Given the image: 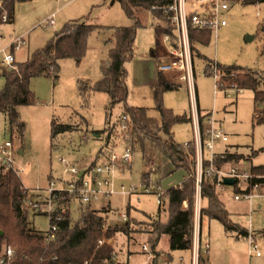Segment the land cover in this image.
<instances>
[{
	"label": "rangeland",
	"instance_id": "obj_1",
	"mask_svg": "<svg viewBox=\"0 0 264 264\" xmlns=\"http://www.w3.org/2000/svg\"><path fill=\"white\" fill-rule=\"evenodd\" d=\"M223 17L227 24L221 27L216 35L214 33L211 35L209 44L197 45L198 51L211 62L214 60L222 66L236 65L253 69L258 71L261 77L264 76V34L258 31L259 22L264 20V4L230 1L229 8L223 12ZM50 18H53L55 26L48 24ZM86 19L103 28L94 30L87 36L85 53L79 61L74 58L60 59L58 70L55 72L56 77L49 73L30 80L35 102L18 108L20 120L25 125L21 138L15 131H10L6 115L0 112V143L6 140L12 142L17 165L15 167L21 171L20 178L23 185L28 188L27 195L34 196L44 195L37 190L44 191L51 177H68L63 173L64 165L60 158L63 157L70 164L85 168L91 162L102 161L105 154L111 152L120 154L124 147L130 146L132 149L130 162L116 167L114 185L116 189L123 185L128 190H135L129 195L116 192L107 199L86 206L74 201L70 205L71 221L75 223L85 208L104 210L106 226L116 230L112 237L113 247L122 251L124 243L128 242L129 246L133 244L129 249L135 251L130 255L128 264H143L147 256L151 259L156 257L154 264H180L181 256L184 262L189 261L191 264V251L184 253L170 251L167 235H161L152 249L151 223L157 220L165 221L167 201L163 202L162 212L158 216L156 194L144 191L145 185L149 182L166 189L169 181L183 180L185 170L172 167L171 162L150 141H145L142 146L125 141L128 135L123 136L125 129H122L120 123L118 126L117 122L122 116L124 104L146 107L149 115L158 119L151 88L152 78L158 71V61L150 54L156 43L154 26L165 24L156 20L151 13H147L143 26L137 28L133 55L124 64L127 72L125 101L113 107L108 106L110 97L107 92L86 90L84 95H80L79 84L91 85L101 77L100 64L107 61L108 51L112 46L109 40L113 37L112 27L134 23L126 16L118 2L110 6V0H17L14 5V22L0 27L2 35L0 48L7 46L16 38H21L23 40L21 49L14 51V58L15 61H24L27 52L31 54L34 50L42 48L66 22ZM193 62L199 108L214 111L222 120L228 134V145L247 154L249 164L253 166L264 164V124H252L253 110L262 109V104L254 103L253 91L243 89L237 94L235 91H229L230 95L227 96L215 89V79L212 75L204 74L205 62L196 54L193 56ZM3 73L4 68L0 64V89L5 84ZM165 74L168 79L178 82L179 86L163 93V106L176 114L188 113L191 100L187 89L180 84L174 73ZM162 76L165 79L163 74ZM258 90H264L262 78ZM52 120L71 125L72 129L58 133L51 139ZM112 124L115 130L108 141L107 132L103 130ZM95 131L99 133L95 134ZM173 133L175 141L180 144L192 141L194 137L192 123L175 124ZM19 150L22 153H19ZM98 153L103 154L97 158ZM151 163L155 172H151ZM167 168L173 171L169 172ZM260 192H256L250 200L244 198L235 200L236 191L233 185H228L219 192L232 222L253 232L260 256L249 251L248 239L245 236L239 235L236 231L226 232L218 220L203 217L199 224L200 264H264V192L263 190ZM128 212L130 217L141 220L130 219L129 227L123 230L125 225L115 222L120 219L121 213ZM25 216L29 226L34 230L40 232L48 230L47 216L32 213ZM3 242L7 241L1 243ZM141 243L149 247V253L141 252ZM124 251L126 253V247ZM151 259L149 264H152Z\"/></svg>",
	"mask_w": 264,
	"mask_h": 264
},
{
	"label": "trees",
	"instance_id": "obj_2",
	"mask_svg": "<svg viewBox=\"0 0 264 264\" xmlns=\"http://www.w3.org/2000/svg\"><path fill=\"white\" fill-rule=\"evenodd\" d=\"M17 0H2L4 8L8 12L9 22L13 20L14 4ZM172 0H111L118 2L126 16L133 20L132 25L118 26L113 28V37L109 40L112 46L108 51L107 61L100 64L101 77L91 85L79 84V94L84 95L86 90L96 92H107L110 97L109 107L125 101L127 89L125 78L127 76L124 64L130 60L133 53V43L138 27L143 26L144 17L147 13L164 23L156 24V33H168L172 37L174 29L169 22L168 13L160 7L168 6ZM242 4H264V0H241ZM155 7V8H153ZM0 20V25H1ZM102 26L84 21H73L65 23L56 31L46 44L34 50L28 59L16 63L17 70L3 73L5 84L0 89V112H3L8 121L10 131H15L19 138L23 136L24 123L20 120L18 108L31 105L35 98L30 89V80L40 75L54 74L58 70V60L63 58H74L79 61L85 53L87 36ZM258 31L264 34V20L259 22ZM211 39L208 30H190L191 49L203 62L205 69L210 67L211 60L202 55L197 45H207ZM198 53V54H197ZM219 65V64H218ZM219 67L229 74L225 77L228 84H235L240 89H251L254 94V103L264 102V90H258L260 80H264L258 71L247 69L236 65ZM177 86L167 82L162 73L159 72V82L153 88V99L158 119L149 115L146 107L129 106L124 104L122 115L126 121H117L125 129L123 136L125 140L135 145H143L145 141L155 144L156 148L171 162L175 168H182L186 172V178L182 180L179 188L170 187L166 192L167 218L165 221H153L151 223L153 234L151 247L154 249L161 235H168V248L173 250H190L193 243L194 229V206H195V149L192 141H188L187 149L183 144L177 143L172 135L175 124L190 122L186 113L176 114L171 109L163 106L162 95L167 90H173ZM203 116L200 115V120ZM108 124V122H107ZM252 124H264V107L254 108ZM109 126V125H108ZM103 131L107 132V139L115 130L112 124ZM71 125L56 123L50 124L51 139L58 133L71 130ZM99 131H95L98 134ZM244 155L227 153L224 159H218L216 167H225L233 161L245 160ZM208 161H203V168ZM254 174L262 175L261 178H252L250 185L244 190L249 191L250 186L255 183L262 185L264 192V165L252 166ZM236 192L242 190L236 183L232 184ZM27 195V188L23 185L21 178L9 170L0 173V244L6 240L17 246L18 251L24 252V257L16 264H66L71 261L81 262L89 259L91 264H112L109 261L110 252L114 250L111 243L98 244L102 237L112 238L115 229L106 226V219L102 211L85 208L79 219L73 223L70 212H67L59 222V227L51 239H45L38 235L29 226L25 214L21 211L22 199ZM186 204L183 206V204ZM163 206V205H162ZM162 207L158 206V216ZM203 217L218 220L226 232H238L239 235L247 237V231L230 219V213L219 199V193L215 189V181L207 175H202L200 185V219ZM127 230L129 223L124 224ZM264 234V233H263ZM56 260L52 261L51 257Z\"/></svg>",
	"mask_w": 264,
	"mask_h": 264
},
{
	"label": "built area",
	"instance_id": "obj_3",
	"mask_svg": "<svg viewBox=\"0 0 264 264\" xmlns=\"http://www.w3.org/2000/svg\"><path fill=\"white\" fill-rule=\"evenodd\" d=\"M230 1L241 0H172L168 6H162L164 12L168 13V19L174 31L173 37L168 33H156V39L161 45L165 53L163 58L158 60L157 70L160 73L172 72L187 89L191 104L187 116L193 126V145L195 149V206H194V229L193 243L191 248V264L201 263L199 224H200V185L202 175H207L215 181V189L217 192L223 191L227 184L224 183L225 178L233 179L234 183L242 190L234 194V199L240 198L251 199L256 192L262 191V185L255 183L250 186L249 191H244L250 185L252 178H261L262 175L254 174L246 162L233 161L225 167H216L215 163L218 159H224L227 152H217L216 147L219 143H225L228 136L224 128L216 121L213 112L202 114L197 103V92L195 83V72L193 62V52L190 42V30H208L211 35H216L217 31L227 24L223 17V12L229 8ZM155 8V7H153ZM0 20L1 23H8V12L4 8L2 0H0ZM48 24L53 26L54 20L50 18ZM0 38L2 35L0 33ZM23 43L21 38H16L7 46L0 48L2 60L0 64L5 72L17 70L14 51L18 50ZM209 71L204 70V74L212 75L215 79V89L222 91L229 96V91H235V94L241 92L235 84H228L224 78L232 76L235 73L231 71L229 74L222 70L216 61L210 63ZM200 115L203 116L200 120ZM126 116L122 115L120 121H126ZM188 142L183 143V148L187 149ZM132 149L130 146L124 147L120 154L114 152L109 153L104 160L95 162L92 166L80 168L75 164H70L65 158H60V162L64 165L63 173L68 175L67 178H54L48 180L47 188L44 195H25L21 202V211L23 214L32 213L33 215H45L49 219V228L45 232L37 230L33 231L41 235L45 239L54 237L59 227V222L63 216L70 212V205L77 201L82 206L90 205L92 202L107 199L112 194L119 192L122 195H129L135 189H126L123 185L116 189L114 185V173L118 164H127L130 162ZM207 160L208 165L203 168V161ZM13 144L10 140L0 143V173L13 171L20 177V169L15 167ZM17 166V165H16ZM151 172H155L153 163H151ZM180 185L174 188H179ZM26 188V187H25ZM144 191H152L157 196L158 206L163 205L166 196L164 189L159 185H153L149 182L145 185ZM28 192V188H27ZM261 193V192H260ZM122 224L128 220L126 213L120 214ZM249 243V251L256 256L260 255L257 250L256 243L253 239V232L248 229L247 237ZM112 238H100L98 244L111 243ZM207 244L205 249L207 253ZM143 252L149 253L150 249L146 244L141 245ZM24 257L23 251H18L17 246L3 242L0 244V264H16L19 259ZM52 261L56 260L55 256L51 257ZM109 261L112 264H127L125 259H121L118 253L113 250L110 252ZM66 264H91L89 259L81 262L71 261ZM103 264H107L103 262Z\"/></svg>",
	"mask_w": 264,
	"mask_h": 264
},
{
	"label": "crops",
	"instance_id": "obj_4",
	"mask_svg": "<svg viewBox=\"0 0 264 264\" xmlns=\"http://www.w3.org/2000/svg\"><path fill=\"white\" fill-rule=\"evenodd\" d=\"M114 3H117V2H114ZM114 3H111V0H110V6H112ZM15 5V4H14ZM78 21H81V20H78ZM86 21L87 22H90V21H88L87 19H86ZM14 22V9H13V20H12V22H9V24H11V23H13ZM70 22V21H69ZM66 23H68V22H66ZM91 23V22H90ZM3 24H6V23H2L1 25H3ZM1 25H0V27H1ZM53 26H55V22H54V25ZM101 26V25H100ZM128 26V25H127ZM98 30V29H97ZM155 31V30H154ZM155 35H156V32H155ZM21 49V47L19 48V50ZM165 53V50H164V48L161 46V45H159L158 44V42H157V39H156V43H155V48L154 49H152L151 50V57H153V58H155L157 61L158 60H160V59H162L163 58V54ZM132 55H133V53H132ZM30 56V53L29 52H27V58L26 59H28V57ZM25 61V60H24ZM20 61H16V63H19ZM21 62H23V61H21ZM163 75H164V77H165V79L166 80H168L169 81V83H172V84H175L176 86H179V83L178 82H176V81H174V80H170V79H168L167 78V76H166V74L165 73H163ZM263 76V75H262ZM159 82V72L157 71L156 72V74H154V76H153V78H152V87L155 85V84H157ZM151 87V88H152ZM243 90V89H242ZM152 92H153V88H152ZM197 103H198V99H197ZM262 104V108L264 107V102H262L261 103ZM140 107H142V106H140ZM199 107V106H198ZM199 110H200V112L202 113V114H204V113H208V112H213V116H214V118L216 119V121L223 127V125H222V120L220 119V118H218L217 117V115L214 113V111L213 110H201L200 108H199ZM186 114H188L187 112H185ZM153 116V115H152ZM158 117V116H157ZM186 124H190L191 125V122H187ZM224 128V127H223ZM224 130H225V128H224ZM226 131V130H225ZM172 135H173V138H174V133H173V129H172ZM227 136H228V134H227ZM175 140V139H174ZM189 141H191V140H189ZM188 142V141H187ZM228 140L225 142V143H219L218 145H217V147H216V150H217V152H227V153H230V154H237V155H239V154H241V155H244L245 157H246V155L247 154H244V153H242V152H239V150L238 149H236V148H234V147H232L231 145H228ZM178 143V142H177ZM153 144V143H152ZM154 145V144H153ZM112 150V149H111ZM19 152H21L22 153V151L21 150H19ZM99 155L97 156V158H99V156L100 155H102L101 153H98ZM109 154V153H108ZM108 154H105V156H103L104 158H103V160L105 159V157L108 155ZM168 160V159H167ZM169 161V160H168ZM242 161H244V162H246V165H247V167H249L250 169L252 168V164L250 163L249 164V158H247V159H245V160H242ZM170 162V161H169ZM91 163H95V162H91ZM90 163V164H91ZM89 164V165H90ZM118 165H121V164H118ZM262 165H264V164H262ZM256 166H258V165H256ZM172 167H174L173 165H172ZM167 169H169V172H172V171H170L171 169L170 168H167ZM144 175V174H143ZM261 175V174H260ZM143 178H145L144 176H143ZM186 178V175L184 176V178L183 179H185ZM181 182H182V180L181 181H179V182H172V181H169V184H168V187L166 188V189H164V190H167L168 188H170V187H175V186H178V185H180L181 184ZM219 193V192H218ZM167 198H165L164 199V201L166 200ZM219 199L221 200V198H220V195H219ZM240 200V199H239ZM250 200V199H249ZM163 201V202H164ZM221 202L224 204V202L221 200ZM186 204L184 203L183 204V206H185ZM224 206H225V204H224ZM160 207H163V206H160ZM225 208H226V206H225ZM99 211H101V210H99ZM104 211V210H103ZM102 211V214H105V212H103ZM127 214V216H128V220H127V222L126 223H128V221L130 220V219H136L137 221H139V220H141L140 218L138 219V218H133V217H130L129 216V212L128 213H126ZM158 215V214H157ZM203 219V218H202ZM165 220H166V218H165ZM202 221V220H201ZM232 221V220H231ZM116 224H122L121 223V221L118 219V221L117 222H115ZM125 223V224H126ZM122 225H124V224H122ZM246 230V229H245ZM248 230V229H247ZM246 230V231H247ZM163 235H166V234H163ZM168 236V235H167ZM129 239V238H128ZM129 240H132V238H130ZM112 242H114V238H112L111 239V243ZM142 244H145V243H141L140 244V250H141V245ZM131 245H133V244H131ZM130 245V246H131ZM130 246H129V243L127 242V243H124V247H122L121 249H122V251L120 250V249H117V248H114V250L118 253V255L121 257V259H125L126 260V262H127V264H128V260H129V258H130V255L132 254V253H134V249H129L130 248ZM127 248V251H126V253H125V251H124V248ZM185 251H191V249L190 250H173L172 252H181V253H184ZM141 252L142 253H145V254H147L146 252H143L142 250H141ZM156 255H157V253H156ZM260 256V255H259ZM158 257V256H157ZM147 258V260L146 261H144V263L143 264H149L150 263V259L151 258H149L148 256L146 257ZM171 258V257H170ZM180 260H179V262H180V264H189V261H186V262H184L183 261V257L181 256L180 258H179ZM152 264H154V261L156 260V257H152Z\"/></svg>",
	"mask_w": 264,
	"mask_h": 264
},
{
	"label": "water",
	"instance_id": "obj_5",
	"mask_svg": "<svg viewBox=\"0 0 264 264\" xmlns=\"http://www.w3.org/2000/svg\"><path fill=\"white\" fill-rule=\"evenodd\" d=\"M19 153H21V152H19ZM224 183L227 185H232L234 183V181H233V179L225 178Z\"/></svg>",
	"mask_w": 264,
	"mask_h": 264
}]
</instances>
